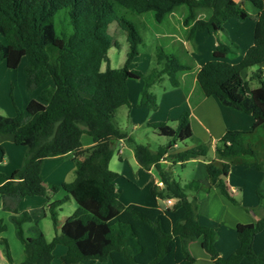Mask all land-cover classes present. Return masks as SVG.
<instances>
[{
    "label": "trees",
    "instance_id": "16d2710c",
    "mask_svg": "<svg viewBox=\"0 0 264 264\" xmlns=\"http://www.w3.org/2000/svg\"><path fill=\"white\" fill-rule=\"evenodd\" d=\"M256 14H249L233 0H0V63L16 70L23 58L25 88L32 93L48 78L53 88L43 90L39 101L31 100L25 113L14 117L0 116V134L13 137L16 146L28 153L20 169L13 171L0 186V200L14 235L23 247L20 264H53L52 252L57 245L66 247L63 264H192L188 244L201 239L202 249L214 264H264V215L254 224H239L236 228L238 248L228 257H221L215 248L217 229L198 222L196 193L217 188L233 203L226 177L229 164L210 161L203 181L191 180L181 186L169 170L160 167L162 160L171 159L181 165L205 157L209 146L193 148L166 157L177 142L193 139L189 115L183 112L171 127L155 123L151 127L167 144L152 152L147 146L134 145L133 153L144 170L152 166L158 171L163 188L153 187V195L171 200L165 208L124 205L117 192V173L108 167L116 143L126 137L115 124L114 114L121 107H130L127 99L128 79H142L144 87L138 107H156L150 88L165 75L176 87L177 73L188 70L172 54L158 50V68L146 74L130 70L139 55L143 40L135 25L119 12L151 13L161 23L177 8L184 6L183 23L196 31L216 34L231 19L251 20L255 24L253 45L241 61L229 62L235 55L229 45L217 42L212 59L196 76L206 97H215L227 108L250 115L249 132L227 131L216 150L219 160L256 158V148L264 134V76L260 69L251 74L258 87L250 89L242 77L245 69L264 64V0H243ZM198 9H208L207 19L195 20ZM113 24L124 32L128 49L123 67L111 69L108 51L116 46L109 35ZM105 68L102 70V65ZM86 134L93 142L83 149L81 138ZM72 153L75 161L74 179L51 188L65 196L44 207L19 212L17 206L24 197H43L46 188L41 177L44 159ZM264 172V158L257 164L245 163ZM191 193V195H188ZM260 195V194H259ZM72 199L76 210L58 229V211ZM48 216L54 236L47 241L38 223ZM32 225L24 230V225ZM6 226L0 220V233ZM26 233L28 236H26ZM4 256L13 264L6 239L1 238Z\"/></svg>",
    "mask_w": 264,
    "mask_h": 264
},
{
    "label": "crops",
    "instance_id": "0c3cea01",
    "mask_svg": "<svg viewBox=\"0 0 264 264\" xmlns=\"http://www.w3.org/2000/svg\"><path fill=\"white\" fill-rule=\"evenodd\" d=\"M233 1L242 5L249 14L257 13V10L250 3L253 11L248 10V2H244L243 0ZM176 10L164 19L166 25L170 27L159 32L157 31L156 36L158 40H163L165 42L167 46L165 48L166 52L175 56L180 64L187 66L189 69L176 74L178 83L176 87H172L170 84H163V86H161L162 88H157V85L163 80V77L150 88V97L154 100L156 105L153 109L138 107L141 100V91L144 87V84H142L144 83L143 80L128 79L127 99L130 107L124 106L127 108L128 119L125 131H121L126 134V137L116 143L114 154L110 159L108 167L110 169V166L113 164V166L117 168L111 171L117 173L119 176L115 181V186L119 194V199L124 205L160 208L168 207L166 205L167 200H161L164 202V206L161 207L158 204L160 199H157L153 195V187L157 186L159 190H161L163 185L160 182L158 171L154 166L146 171L137 162L133 153V146L135 144L133 143L134 138L132 134L141 130L148 139L150 133L152 136H155L157 133L151 127L152 124L165 123L168 125L171 122L175 126L176 120L180 115L183 112H187L193 139L187 142H181L185 144L182 151L195 147V142L209 145V150L205 157L187 162L200 165L197 167V171L199 172L192 180L203 181L205 179L206 164L210 161L225 162L230 166L228 176L226 177V183L230 196L236 203L223 197L217 188H211L206 193L203 191L196 193L199 204L198 222L203 226L217 229L215 248L219 255L225 258L238 248L239 243L236 234L237 226L239 224H254L264 215V172L258 171L253 165H244L245 163L257 164L264 158V134H261L263 142L255 149L256 158L244 157L229 161L219 160L216 150L220 147V139L223 135L227 131L249 132L252 129L254 120L250 115L222 106L215 97L204 96L198 86L196 76L200 68L212 59V52L218 41L229 45L231 50L235 53L234 57L229 62L236 64L241 61L245 52L253 45L255 24L249 19L244 21L231 19L223 24L224 31L217 32L216 34L196 31L193 36L190 37L188 29L192 23L188 25L183 23V19L187 12L184 11L176 15ZM209 15L210 11L208 9H198L195 12V20L207 19ZM139 57L140 53L132 62ZM132 65L133 63L129 66L130 70H137L143 74L150 71V69H148V71H141L136 64H134V68ZM258 68L264 76V64ZM246 71L247 69L242 72V77L244 79H246ZM45 83L43 85H45ZM131 83H135L136 86L133 87ZM43 85L36 90L35 95L38 97L43 90L48 89L43 88ZM35 95L26 99L25 104L27 105L31 100H36L34 98ZM160 138L167 139L166 137ZM126 141L128 143H126ZM81 143L83 149L90 148L93 145L92 139L86 134L82 136ZM187 143H192L193 145L188 146L186 145ZM12 145L14 146L15 144L11 135L0 134V151L2 153L1 165L4 164L7 151L11 150ZM160 146H157L155 150L148 148L152 152H155ZM171 148L177 150V143ZM171 148L168 150L166 157L173 156L180 152L171 153ZM27 153L28 150H24V152H18L17 158L13 157V159H8L7 157L6 171H3L0 166V186L5 182L6 177L10 176L13 171L22 167ZM160 163L162 164L161 168L169 170L172 175L173 167H185L187 164L181 165L171 159L162 160ZM74 170L75 161L72 153L44 159L41 166V177L46 188V195L43 197H24L18 204L17 210L19 212L29 211L44 207L58 200H53L54 193L51 192V188L53 186L58 187L62 183L73 181ZM9 215L10 213L3 210L0 200V220H2V224L6 226V230L7 224H11L8 220ZM66 218L67 217H64L58 221V229ZM31 225L32 223L25 224L24 230ZM3 233H0V239L3 238ZM187 248L190 255L194 258L192 264H214L209 255L202 249L201 239L189 243ZM9 250L12 263L20 264L24 258L22 245L20 256L16 259L12 256L10 247ZM65 253L66 247L57 245L52 252L53 264H63L61 258ZM0 264H8L2 250H0ZM93 264L111 263L105 261L95 262Z\"/></svg>",
    "mask_w": 264,
    "mask_h": 264
},
{
    "label": "rangeland",
    "instance_id": "374dc122",
    "mask_svg": "<svg viewBox=\"0 0 264 264\" xmlns=\"http://www.w3.org/2000/svg\"><path fill=\"white\" fill-rule=\"evenodd\" d=\"M247 8L249 11H253L252 6L247 3ZM187 12V9L184 6L179 7L176 10V15H179L181 12ZM120 14L124 15L130 22H132L136 29L138 30L139 35L141 36L143 40V44L139 46V53L140 57L136 59L132 65L134 68L136 64L138 69L141 71H148V69H154L158 68L156 55L158 50H163L165 53V48L167 47L165 45V42L163 40H158L156 33L157 31L165 30L166 28L170 27L166 25V22L163 21L161 23H157L153 20L151 13H145V14H136L131 13L127 10L122 9ZM109 35L112 38L113 42L116 43V46H113L108 51V59H109V65L111 69H120L123 67L125 58H126V52L128 49V44L126 42V37L123 31L115 27V25L111 24L109 27ZM0 42H5V39L0 36ZM27 65V59L23 58L20 65L16 70H10L6 67L5 63L2 62L0 64V116L3 117H14L16 115V111H20L22 113H25V103L26 99H28L30 96L35 95L36 91L33 93H30L25 88V78H24V68ZM150 67V68H149ZM102 68H105V64L102 65ZM258 67H252L247 69V75H245L246 80L248 81V86L250 89H255L258 87V83L255 80H251V74H253L256 70H258ZM134 86L135 83H131ZM144 84V83H142ZM169 85L170 81L169 78L165 75L163 80L157 85V88H162L161 86ZM53 88V82L50 78L46 80L45 85H43V88ZM159 90V89H156ZM40 92V91H39ZM36 101H39V97L37 95L34 96ZM115 124L118 127L120 131H125V126L127 125V108L121 107L119 108L115 114H114ZM169 126H174L171 122L168 124ZM134 141L133 143L135 145H144L149 147L152 150H155L157 146L165 145L167 144V139L160 138L158 134L156 133L155 136H152L151 133L148 136V139L145 137L144 132L139 130L132 134ZM157 136V137H156ZM132 138V139H133ZM188 141V140H187ZM186 141V142H187ZM190 142V141H189ZM126 143H128L126 141ZM196 145L201 144L200 142H195ZM204 144V143H202ZM129 145V144H128ZM184 145L181 142H177V150L171 148V153H176L177 151H182L184 149ZM186 145L190 146L193 145L192 143H187ZM208 145V144H206ZM209 146V145H208ZM13 148V149H12ZM24 147H17L16 145H12L11 150L7 151V157L8 159H13V157L17 158L18 152H24ZM126 152V151H125ZM2 153L0 151V161H1ZM6 157V160H8ZM210 157V153H209ZM4 160V164L1 165V169L3 171H6V165L7 161ZM197 163H187L185 167L176 166L172 168L173 176L175 180H177L182 186L189 183L192 179L195 178L197 173V167H199ZM117 169L113 164L110 166V170ZM6 173V172H5ZM188 195H191V193H188ZM55 199H61L65 196V193L63 191H59L58 193H54ZM158 204L163 207L164 202L159 200ZM199 206V204H198ZM77 208L76 203L69 199L66 201L58 211V221L63 219L64 217L70 216L75 209ZM38 227L42 231V233L45 235V238L47 241H50L54 235V229L52 222L48 216H46L44 219H42L38 223ZM26 229V228H25ZM26 236L28 234L26 233ZM3 238L6 239V241L9 244V247L12 250V256L16 259L20 256L21 252V244L16 239L13 228L11 224H7V230L3 233ZM0 250L4 252L3 245L0 244Z\"/></svg>",
    "mask_w": 264,
    "mask_h": 264
},
{
    "label": "built area",
    "instance_id": "2783aa9c",
    "mask_svg": "<svg viewBox=\"0 0 264 264\" xmlns=\"http://www.w3.org/2000/svg\"><path fill=\"white\" fill-rule=\"evenodd\" d=\"M161 165H162V164L160 163V167H161ZM171 204H172V201H171V200H167V201H166V205H167V206H170Z\"/></svg>",
    "mask_w": 264,
    "mask_h": 264
}]
</instances>
